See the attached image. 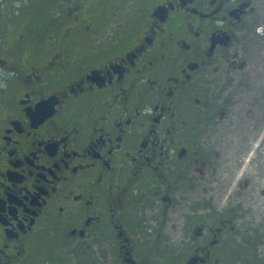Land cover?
<instances>
[{
  "label": "flooded vegetation",
  "instance_id": "1",
  "mask_svg": "<svg viewBox=\"0 0 264 264\" xmlns=\"http://www.w3.org/2000/svg\"><path fill=\"white\" fill-rule=\"evenodd\" d=\"M45 4L48 31L0 55V264L264 262L242 208L202 192L264 68V0Z\"/></svg>",
  "mask_w": 264,
  "mask_h": 264
},
{
  "label": "rangeland",
  "instance_id": "2",
  "mask_svg": "<svg viewBox=\"0 0 264 264\" xmlns=\"http://www.w3.org/2000/svg\"><path fill=\"white\" fill-rule=\"evenodd\" d=\"M46 2L47 0H0V55L7 54L12 59L11 48L20 47L13 42L15 36H23V33L33 31H48L49 25L46 30H34L38 21L44 25L49 21L50 14ZM9 58L4 57L10 60ZM259 61L261 54H256L251 72L252 81L238 95V135L225 137L221 144L224 158L220 176L223 181H216L214 188L210 190L206 183L202 192L214 194L215 205L219 210L225 207L242 208L243 219L240 218L238 222L239 229H243V232L249 229L252 233L264 234V68L263 71H258ZM0 69H4V66ZM209 149L211 151V145ZM242 150L244 157L240 162ZM212 156L213 153L210 156L208 153L210 163L215 165ZM220 161H217L218 165ZM213 169L214 166H208L207 174L209 170L214 171ZM217 178H220L219 175ZM244 223L247 224L246 228L243 227ZM76 249L81 252L85 250ZM70 250L57 247L52 251L56 256H74L68 255ZM258 262L264 264L263 261ZM88 264H100L94 248L88 249Z\"/></svg>",
  "mask_w": 264,
  "mask_h": 264
}]
</instances>
